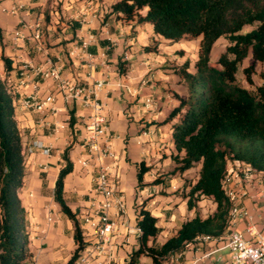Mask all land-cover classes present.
<instances>
[{
    "label": "crops",
    "instance_id": "1",
    "mask_svg": "<svg viewBox=\"0 0 264 264\" xmlns=\"http://www.w3.org/2000/svg\"><path fill=\"white\" fill-rule=\"evenodd\" d=\"M114 1L0 0V57L11 59L7 71L0 60V72L12 92L27 152L26 175L19 190L30 233L31 255L25 264H65L76 247L73 221L54 198L62 154L68 145L73 169L65 177L64 198L73 211H78L87 245L97 241L91 226L81 218L82 212L95 201L93 171L77 161L86 154L87 132L82 121L88 109L80 101L66 100L53 80L42 78L39 70L52 65L60 68L63 77L79 79L83 84L105 81L100 97L106 103L108 139L118 155L116 160L106 162L111 164L112 176L126 200L124 217L106 242L104 253L86 264L126 261L137 245V233L128 231V227L136 226L137 210L144 200L158 218L159 242L173 235L183 221L196 214L206 217L216 210L213 199L205 196L194 207H188L184 194L190 186L185 187L184 183L198 177L199 172L195 178L188 173L193 167L182 174H170L175 166L171 157L174 144L171 121L164 119L178 104L177 94L187 93L183 78L173 68L188 59L189 45L182 39L171 41L155 33L150 22L118 17L120 12L112 9ZM59 2L61 8L57 9L55 3ZM36 21L41 24L42 48L32 36ZM151 44L157 46L145 49ZM248 58H252L251 54L244 60ZM256 69L258 73L264 72V64ZM50 93L55 95L56 112L39 111L21 103L24 98H43ZM147 98H152L151 103ZM39 142L49 148L48 153L38 146ZM140 161L149 169L138 186ZM232 163L230 160L228 165ZM165 174V181L152 183ZM244 187L246 194L239 205L248 211L250 219L237 216L229 229L245 231L251 222L264 233V172L253 170ZM206 200L210 201L207 208ZM223 239L192 242L183 252L170 256L166 264H222L218 259L225 261L230 256ZM208 252L211 253L207 255ZM140 264L152 261L141 256Z\"/></svg>",
    "mask_w": 264,
    "mask_h": 264
},
{
    "label": "trees",
    "instance_id": "2",
    "mask_svg": "<svg viewBox=\"0 0 264 264\" xmlns=\"http://www.w3.org/2000/svg\"><path fill=\"white\" fill-rule=\"evenodd\" d=\"M112 9L120 12V18L150 22L155 33L171 41L200 38L193 69L189 60L173 68L185 80L187 93L177 94L179 102L164 121H171L174 144L171 157L175 166L170 174H182L201 162L196 180L186 179L184 183L190 186L184 194L188 207L205 196L213 199L216 210L206 217L196 214L183 221L173 235L159 242L158 218L144 200L136 216L140 228L137 245L122 263L140 264L141 256H148L152 264H166L170 256L183 252L198 237L228 233L232 202L223 190L222 179L230 160L244 161L264 172V81L251 86L255 61L264 60V0H115ZM247 25L252 27L243 30ZM220 37H225L227 44L213 64L211 51ZM249 54L253 62L243 67L250 84L245 86L237 80L236 71ZM0 60L5 71L11 68L10 58L2 55ZM261 75L264 78V72ZM70 148L68 145L63 151L54 189L60 210L74 224L76 247L65 264H74L88 244L78 211H73L64 198L65 177L73 169ZM26 162L14 98L0 72V264H25L31 255L27 211L19 195ZM148 169L144 161L139 162L138 186ZM167 176H157L152 183L163 182Z\"/></svg>",
    "mask_w": 264,
    "mask_h": 264
},
{
    "label": "built area",
    "instance_id": "3",
    "mask_svg": "<svg viewBox=\"0 0 264 264\" xmlns=\"http://www.w3.org/2000/svg\"><path fill=\"white\" fill-rule=\"evenodd\" d=\"M34 29L32 36L36 39L38 47L42 48L40 21L34 23ZM18 33L17 31L16 34ZM39 72L43 79L54 81L56 90L62 92L66 100L80 101L88 109V113L82 121L87 132L84 139L86 154L78 158L77 161L82 167L91 168L93 171L95 201L82 212L81 218L85 224L91 226L97 241L87 245L74 262V264H86L104 253L106 242L118 229L120 218L122 219L126 212L124 192L119 188L118 181L112 176L111 164L106 162L108 159L116 160L118 155L108 139L110 128L106 103L100 97L105 81L100 79L91 84H83L79 79L63 77L60 68L55 65L40 69ZM120 86L129 90L124 84H120ZM146 101L151 103L152 98H147ZM54 102L55 95L50 93L43 98L36 96L24 98L21 103L25 107L39 111L49 109L51 112H56L58 109L54 106ZM37 144L42 147L43 152H49V148L40 142ZM253 170L255 169L250 164L237 159L233 160L231 165H227L222 179V187L232 202L229 224L240 215L250 219L248 211L239 205V201L246 194L244 184L251 177ZM48 220H51L50 216ZM128 231L138 233L140 228L136 225L128 227ZM220 239H223V246L228 249L230 254L225 261L218 259L222 264H264V233L251 222L248 223L245 231L230 228L225 237H212L207 234L198 237L200 241ZM210 253L208 252L207 255Z\"/></svg>",
    "mask_w": 264,
    "mask_h": 264
},
{
    "label": "rangeland",
    "instance_id": "4",
    "mask_svg": "<svg viewBox=\"0 0 264 264\" xmlns=\"http://www.w3.org/2000/svg\"><path fill=\"white\" fill-rule=\"evenodd\" d=\"M50 1V0H49ZM55 6L57 9H60L61 8V3H55ZM252 27V25H247L243 28V30H248ZM163 40V38H162ZM183 42L185 44H188L189 45V54H188V59L190 64H191V67L193 69L194 67V62L195 60L197 59V56H198V48H199V38H183L182 39ZM227 44V39L225 37H220L218 38V40H216L213 48H212V51H211V62L213 64H216V58L218 56V54L224 49L225 45ZM244 63H242V65L239 66L238 70L236 71V78L237 80L242 84V85H245V86H249L250 84L248 83V81L246 80L245 78V75H244V72H243V67L245 65H248L250 63L253 62V59L252 58H248L246 60L243 61ZM264 64V60H256L255 61V67H254V73L252 75L253 77V81L254 83L251 85V86H256V83H259V80L262 81L264 80V78L262 77L261 75V71L260 73H258L256 67H259L260 65ZM184 80V79H183ZM185 82V80H184ZM201 167V162H198L193 168H191L188 173L189 174H194L193 177L195 178L199 172V169ZM207 198V197H205ZM210 205V201L209 200H206L205 202V207L207 208L208 206Z\"/></svg>",
    "mask_w": 264,
    "mask_h": 264
}]
</instances>
